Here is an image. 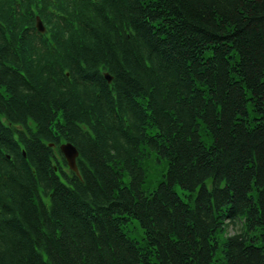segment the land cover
Masks as SVG:
<instances>
[{"label":"trees","instance_id":"1","mask_svg":"<svg viewBox=\"0 0 264 264\" xmlns=\"http://www.w3.org/2000/svg\"><path fill=\"white\" fill-rule=\"evenodd\" d=\"M0 264H264V0H0Z\"/></svg>","mask_w":264,"mask_h":264},{"label":"water","instance_id":"2","mask_svg":"<svg viewBox=\"0 0 264 264\" xmlns=\"http://www.w3.org/2000/svg\"><path fill=\"white\" fill-rule=\"evenodd\" d=\"M38 27L40 29H43L40 26V24H38ZM61 148H62V151H63V154H64L65 158L68 161V164H69L70 168L73 169L74 171H77L76 170V165H75V157L77 155L76 149L70 144H65V145L61 146Z\"/></svg>","mask_w":264,"mask_h":264},{"label":"rangeland","instance_id":"3","mask_svg":"<svg viewBox=\"0 0 264 264\" xmlns=\"http://www.w3.org/2000/svg\"><path fill=\"white\" fill-rule=\"evenodd\" d=\"M235 230H234V227L233 226H230V227H228V229H227V233H233Z\"/></svg>","mask_w":264,"mask_h":264},{"label":"bare ground","instance_id":"4","mask_svg":"<svg viewBox=\"0 0 264 264\" xmlns=\"http://www.w3.org/2000/svg\"><path fill=\"white\" fill-rule=\"evenodd\" d=\"M61 141L71 145V143L68 142V141H66V140H61ZM49 144H50V143H49Z\"/></svg>","mask_w":264,"mask_h":264}]
</instances>
